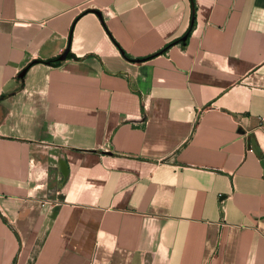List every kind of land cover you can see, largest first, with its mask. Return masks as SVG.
Here are the masks:
<instances>
[{"label": "crops", "instance_id": "crops-1", "mask_svg": "<svg viewBox=\"0 0 264 264\" xmlns=\"http://www.w3.org/2000/svg\"><path fill=\"white\" fill-rule=\"evenodd\" d=\"M263 119L264 0H0V264H264Z\"/></svg>", "mask_w": 264, "mask_h": 264}, {"label": "trees", "instance_id": "trees-1", "mask_svg": "<svg viewBox=\"0 0 264 264\" xmlns=\"http://www.w3.org/2000/svg\"><path fill=\"white\" fill-rule=\"evenodd\" d=\"M165 50H163L162 52H164ZM69 57H74V55H72L70 52H68V58ZM38 62H45V63L51 64V65H59L63 62V60H60L59 58H55V59H50L47 61H42V60L34 61V63H38Z\"/></svg>", "mask_w": 264, "mask_h": 264}, {"label": "water", "instance_id": "water-1", "mask_svg": "<svg viewBox=\"0 0 264 264\" xmlns=\"http://www.w3.org/2000/svg\"><path fill=\"white\" fill-rule=\"evenodd\" d=\"M184 39H186V38H184ZM68 52H69V50H67L65 53H63V54L59 57V59H60V60H66L67 57H68ZM25 73H26V70H24V71L20 74V76H21V77H24V76H25Z\"/></svg>", "mask_w": 264, "mask_h": 264}, {"label": "built area", "instance_id": "built-area-1", "mask_svg": "<svg viewBox=\"0 0 264 264\" xmlns=\"http://www.w3.org/2000/svg\"><path fill=\"white\" fill-rule=\"evenodd\" d=\"M264 120V119H263Z\"/></svg>", "mask_w": 264, "mask_h": 264}]
</instances>
